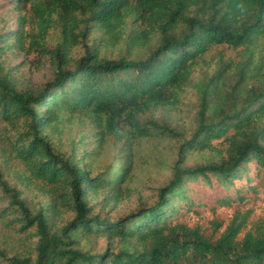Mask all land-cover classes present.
<instances>
[{"label": "trees", "instance_id": "1", "mask_svg": "<svg viewBox=\"0 0 264 264\" xmlns=\"http://www.w3.org/2000/svg\"><path fill=\"white\" fill-rule=\"evenodd\" d=\"M0 264H264V0H0Z\"/></svg>", "mask_w": 264, "mask_h": 264}]
</instances>
